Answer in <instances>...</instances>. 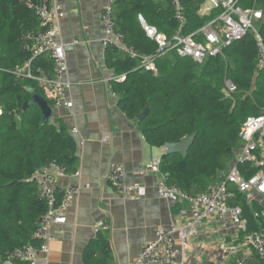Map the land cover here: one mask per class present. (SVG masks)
<instances>
[{
	"label": "trees",
	"instance_id": "1",
	"mask_svg": "<svg viewBox=\"0 0 264 264\" xmlns=\"http://www.w3.org/2000/svg\"><path fill=\"white\" fill-rule=\"evenodd\" d=\"M207 0H180L186 22L182 34L188 35L216 19L220 10L199 15ZM244 10L263 13L264 0H235ZM41 0H0V263L14 262L12 254L24 246L40 247L35 235L48 211L38 195L36 164L44 167L54 161L67 173L78 170V143L64 125L51 121L43 124L38 107L23 110L37 90L49 102L45 90L33 81L17 77L31 58L24 36L28 31H43L36 14ZM171 39L179 30L174 0H114L113 17L117 32L127 47L140 56H153L157 44L150 39L139 21ZM264 39V18L258 24ZM38 61V62H37ZM35 65L53 71V62L37 60ZM107 63L114 70L112 89L119 95L118 106L131 120L149 106V115L139 125L150 146L165 147L197 133L187 154L164 155L159 168L169 185H178L191 196L209 191L215 182L225 178L239 150L241 127L247 118L264 110V69L257 67L255 36L248 33L203 65L180 57L175 51L157 60V74L141 68L142 61L124 55L115 46L107 48ZM123 76L120 80L117 77ZM231 80L237 92L228 95L225 82ZM45 91V92H44ZM240 174L249 179L261 168L250 162H238ZM57 202L63 197L56 192ZM232 205L242 209L245 234H264V209L248 201L246 193L237 192ZM85 264H111L109 237L99 233L84 255ZM254 262L262 263L255 256Z\"/></svg>",
	"mask_w": 264,
	"mask_h": 264
},
{
	"label": "crops",
	"instance_id": "2",
	"mask_svg": "<svg viewBox=\"0 0 264 264\" xmlns=\"http://www.w3.org/2000/svg\"><path fill=\"white\" fill-rule=\"evenodd\" d=\"M105 3L106 0L61 1L65 16L59 39L69 44L65 54L74 106L70 110L56 109L51 122L67 127L77 141L80 176L60 177L58 185L89 187L82 189L67 207L65 224L49 225L53 238L48 242V253L41 254L37 264H85V252L99 233L109 237L111 264H127L155 239L158 230L174 231L190 217L186 202L173 203L158 197L157 186L165 176L160 168L147 172L154 159L166 155L165 148L150 146L139 122L127 118L118 106L119 95L111 84L115 73L107 63V49L101 44ZM214 10L211 3L208 13L200 9L199 15L209 16ZM74 40L79 43L71 45ZM38 60L45 64L51 61L48 55ZM74 129L78 133L74 134ZM106 134L109 143L103 141ZM238 154L239 150L235 151L224 176L235 166ZM114 164L124 168L127 183L146 187L145 198L121 199L116 195L107 179ZM246 194L250 203L256 201L264 209L263 196ZM243 240L230 221L210 217L200 235L179 248L188 264H212L223 246ZM242 254H228V262L234 264ZM250 254L254 261L255 254Z\"/></svg>",
	"mask_w": 264,
	"mask_h": 264
},
{
	"label": "built area",
	"instance_id": "3",
	"mask_svg": "<svg viewBox=\"0 0 264 264\" xmlns=\"http://www.w3.org/2000/svg\"><path fill=\"white\" fill-rule=\"evenodd\" d=\"M210 2L215 9L220 10L219 16L198 31L185 35L182 34L186 22L182 12L183 7L180 0H174L176 19L180 27L171 39L159 33L155 27L148 25L142 16H139L146 35L157 44L155 55L140 56L135 50L127 47L124 36L117 32L113 17L114 0H106L101 13L103 25L101 44L106 49L115 46L131 58L140 59L141 68L156 75L157 60L166 57L171 51H175L180 57L193 60L198 65H203L207 59L223 55L224 49L248 33H252L257 45V67L260 70L264 69V39L258 30V24L264 18L262 11L253 8L244 10L235 0H210ZM36 14L44 29L37 33L31 31L26 33L25 47L31 53V58L25 63L23 69L14 73L17 77L33 81L44 89L47 98L51 101L53 111L60 108L70 110L74 106L71 99L73 84L68 78L65 54V48L69 44L59 39L60 23L65 16L61 1L41 0L36 8ZM78 43V40H74L71 45ZM44 55H48L53 62L51 74L46 69L35 65L36 61ZM117 79L123 80L124 77L120 76ZM225 86L228 95L237 92V87L231 80H227ZM73 132L78 133L76 129ZM103 141L109 143L107 134L104 135ZM239 143V154L235 166L225 178L212 184L207 193L191 196L178 185L167 184L164 176V180L157 186L158 197L173 203L186 202L190 217L184 225L174 231L158 230L155 239L142 248L134 261L127 264H188L181 256L182 251L179 245L185 247L191 239L197 238L210 217L230 221L238 231L246 232L242 209L238 205H232V201L237 192H255L264 197V110L259 116L246 119L241 127ZM238 162L253 163L261 170L255 176L245 179L237 169ZM159 165L160 159H154L149 164L147 172L156 170ZM145 173L146 171L142 172V174ZM79 176V171L67 173L54 161L48 162L38 171L36 175L39 184L38 195L48 205V211L42 217L40 229L35 235L36 239L42 240V244L40 247L27 245L16 250L12 254V260L24 262V264H37L39 256L48 253V242L53 238L49 225L51 223L65 224L67 207L82 189L89 187V185L82 187L70 184L60 188L58 179ZM107 179L121 199L145 198L147 195L145 186L126 182V172L118 164L111 166ZM60 189L63 197L58 203L55 194ZM182 214L185 215L184 212ZM243 239L232 245L223 246L218 260L212 264H230L228 254L235 255L239 252L243 254L234 264H260L251 260L250 253H254L262 262L261 264H264V234L252 232L245 234Z\"/></svg>",
	"mask_w": 264,
	"mask_h": 264
},
{
	"label": "water",
	"instance_id": "4",
	"mask_svg": "<svg viewBox=\"0 0 264 264\" xmlns=\"http://www.w3.org/2000/svg\"><path fill=\"white\" fill-rule=\"evenodd\" d=\"M62 1V0H60ZM31 93V99L26 101L24 104L23 110H27L31 107H38L41 114H42V120L43 124L46 125L49 123L54 115V111L49 104V102L41 95V93L37 90H30ZM150 113V107L148 106L138 117L137 121L141 122L143 121ZM197 133L192 134L188 138L184 139L181 142L178 143H169L165 145V154L166 155H173V154H180L183 157L186 156L190 146L193 144L195 137ZM37 171L41 170V166L36 164Z\"/></svg>",
	"mask_w": 264,
	"mask_h": 264
},
{
	"label": "rangeland",
	"instance_id": "5",
	"mask_svg": "<svg viewBox=\"0 0 264 264\" xmlns=\"http://www.w3.org/2000/svg\"><path fill=\"white\" fill-rule=\"evenodd\" d=\"M211 7V2H210V0H208V1H206L205 3H204V5L201 7V11H202V13H208L207 12V9H209Z\"/></svg>",
	"mask_w": 264,
	"mask_h": 264
}]
</instances>
